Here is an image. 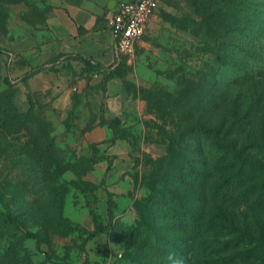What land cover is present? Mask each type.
<instances>
[{
	"label": "trees",
	"instance_id": "obj_1",
	"mask_svg": "<svg viewBox=\"0 0 264 264\" xmlns=\"http://www.w3.org/2000/svg\"><path fill=\"white\" fill-rule=\"evenodd\" d=\"M184 1L194 16H187L190 22L180 29L199 42L177 48L178 60L184 61L181 65L193 59L215 65L211 80H205L213 93H202L204 80L184 66L176 92L161 85L165 105L159 118L165 125L184 122L185 127L173 133L160 129L167 149L162 161L155 162L162 178L154 184L162 192L137 205L139 217L127 246L135 254L128 259L133 264H167L172 250L186 264H264V0ZM17 90L11 82L0 84V150L14 166L35 172V183L42 185L43 194H52L53 204L59 196L58 176L72 170L77 177L71 182L87 185L82 175L100 157L93 150L65 161L63 152L76 150L58 142L48 118V131L38 126L42 122L35 118L32 103L20 109L14 101ZM179 105L185 110L177 120ZM83 187L79 189L88 197L98 188ZM107 204L112 217L111 198ZM78 228L88 240L111 232L109 224L93 231Z\"/></svg>",
	"mask_w": 264,
	"mask_h": 264
},
{
	"label": "rangeland",
	"instance_id": "obj_2",
	"mask_svg": "<svg viewBox=\"0 0 264 264\" xmlns=\"http://www.w3.org/2000/svg\"><path fill=\"white\" fill-rule=\"evenodd\" d=\"M48 12V0H0V48L9 50L6 45H12L13 41L25 35L44 36ZM193 13V8L184 0H160V6L152 19L155 20L154 23L143 37V43L135 48L134 53L141 54L147 64L143 65L145 79L140 84L130 80L127 85L145 100L147 131L141 140L144 139L147 149H140L137 165L133 172L131 171L137 175L131 182L125 206H120L121 203L115 197L116 192L107 188L109 184H97L90 179V171L82 175V181L87 185L83 183L81 187L86 186L83 188L88 189L96 184L98 188L93 195H84L79 189L81 187L77 185L81 180H77V183L70 180L77 177L72 170L64 171L58 176L56 190L59 196L52 204V194H43L42 185L35 183V172L27 173L26 167L14 166V161L0 150V264L131 262L128 258L135 254V248L127 250V246L130 228L139 217L137 205L151 194L159 195L162 192L161 186L156 187L154 184V181L162 178L161 173L157 172L155 162L158 164L162 161L161 158L167 149V141L160 129L165 127L168 133H173L185 127L184 122L180 125H165L159 118V112L165 105V90L161 87L166 85L176 92L177 81L183 75L180 67L184 66L186 71L198 74L204 80L206 88L201 90L202 93H213L209 91L211 82L206 84L205 80H211L210 68L215 65H203L199 59L188 60L185 61L187 65H181L184 61L178 60L177 48H190L191 43L199 42L197 37L180 29L187 21L190 22L189 17L194 16ZM22 98L21 91L17 90L14 101L19 107ZM176 109L179 110L177 120L183 119L185 108L179 105ZM205 113L208 117L210 109L207 108ZM35 114V118L42 122H38V126L43 131L47 130L50 124L44 120L47 118L46 106L35 105ZM41 135L46 138V133L42 132ZM90 153V150H76L74 154L63 152L62 158L67 161ZM110 168L108 166V169ZM30 173L31 176H27ZM101 186L104 198L108 196L112 200V217H109L108 212L101 210V192H98ZM65 199L67 201L64 207ZM128 208L135 210V219L132 214H127ZM63 215L69 216L71 220L64 219ZM87 223L89 226H85ZM101 224L111 226V232L105 233V238L101 240H92L94 237L88 240L86 232L78 228L79 225L93 231Z\"/></svg>",
	"mask_w": 264,
	"mask_h": 264
},
{
	"label": "crops",
	"instance_id": "obj_3",
	"mask_svg": "<svg viewBox=\"0 0 264 264\" xmlns=\"http://www.w3.org/2000/svg\"><path fill=\"white\" fill-rule=\"evenodd\" d=\"M125 1L130 0H48L46 34L25 35L6 45L9 50L0 48V84L11 82L21 91V110L44 104L60 144L95 151L100 158L88 176L109 184L122 207L136 179L139 151L147 149L141 140L145 100L127 85L144 81L147 64L139 53L119 54L108 25V16ZM112 118L118 119L114 125ZM99 189L101 210L108 212V196ZM126 212L135 219L134 209ZM103 238L101 232L92 240Z\"/></svg>",
	"mask_w": 264,
	"mask_h": 264
},
{
	"label": "built area",
	"instance_id": "obj_4",
	"mask_svg": "<svg viewBox=\"0 0 264 264\" xmlns=\"http://www.w3.org/2000/svg\"><path fill=\"white\" fill-rule=\"evenodd\" d=\"M160 0H130L121 2L108 16V25L119 54H133L146 33Z\"/></svg>",
	"mask_w": 264,
	"mask_h": 264
},
{
	"label": "clouds",
	"instance_id": "obj_5",
	"mask_svg": "<svg viewBox=\"0 0 264 264\" xmlns=\"http://www.w3.org/2000/svg\"><path fill=\"white\" fill-rule=\"evenodd\" d=\"M167 264H186L184 257L177 255L174 251L170 250L166 256Z\"/></svg>",
	"mask_w": 264,
	"mask_h": 264
}]
</instances>
